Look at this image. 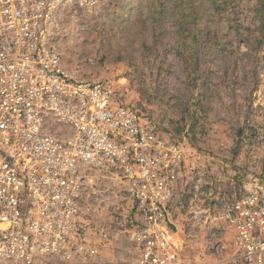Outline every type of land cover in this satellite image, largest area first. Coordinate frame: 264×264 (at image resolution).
Segmentation results:
<instances>
[{
  "label": "built area",
  "instance_id": "1",
  "mask_svg": "<svg viewBox=\"0 0 264 264\" xmlns=\"http://www.w3.org/2000/svg\"><path fill=\"white\" fill-rule=\"evenodd\" d=\"M99 2L0 0V264L91 261L94 173L131 197L134 264H186L165 235L180 211L184 146L107 83L71 74L58 46L62 10ZM223 219L235 261L264 264V173L246 177Z\"/></svg>",
  "mask_w": 264,
  "mask_h": 264
},
{
  "label": "rangeland",
  "instance_id": "2",
  "mask_svg": "<svg viewBox=\"0 0 264 264\" xmlns=\"http://www.w3.org/2000/svg\"><path fill=\"white\" fill-rule=\"evenodd\" d=\"M60 21L67 70L107 83L184 146L180 211L165 232L179 256L238 264L223 212L247 176L264 173V0H100L75 14L63 9ZM88 186L98 253L72 264H134L125 186L95 173Z\"/></svg>",
  "mask_w": 264,
  "mask_h": 264
}]
</instances>
